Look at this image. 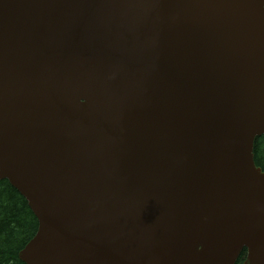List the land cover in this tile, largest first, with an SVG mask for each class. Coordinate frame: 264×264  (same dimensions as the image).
<instances>
[{
  "label": "water",
  "instance_id": "water-1",
  "mask_svg": "<svg viewBox=\"0 0 264 264\" xmlns=\"http://www.w3.org/2000/svg\"><path fill=\"white\" fill-rule=\"evenodd\" d=\"M262 134L264 0H0L27 264H264Z\"/></svg>",
  "mask_w": 264,
  "mask_h": 264
},
{
  "label": "trees",
  "instance_id": "trees-1",
  "mask_svg": "<svg viewBox=\"0 0 264 264\" xmlns=\"http://www.w3.org/2000/svg\"><path fill=\"white\" fill-rule=\"evenodd\" d=\"M254 158L264 171V135L257 137ZM38 219L26 199L7 181L0 180V264H26L19 253L38 231ZM246 249L235 264H243Z\"/></svg>",
  "mask_w": 264,
  "mask_h": 264
},
{
  "label": "bare ground",
  "instance_id": "bare-ground-1",
  "mask_svg": "<svg viewBox=\"0 0 264 264\" xmlns=\"http://www.w3.org/2000/svg\"><path fill=\"white\" fill-rule=\"evenodd\" d=\"M263 135H264V134H262V135H260V136H263ZM260 136L256 135L255 137L257 138V137H260ZM255 137H254V138H255ZM256 138H255V139H256ZM254 143H255V140H254ZM263 172H264V171H263Z\"/></svg>",
  "mask_w": 264,
  "mask_h": 264
}]
</instances>
